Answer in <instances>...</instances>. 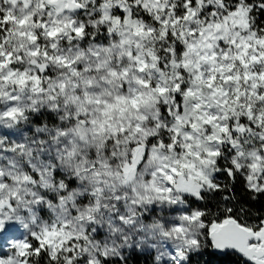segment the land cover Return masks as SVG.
<instances>
[{"label": "snow or ice", "instance_id": "obj_1", "mask_svg": "<svg viewBox=\"0 0 264 264\" xmlns=\"http://www.w3.org/2000/svg\"><path fill=\"white\" fill-rule=\"evenodd\" d=\"M237 183L264 197V0H0V264H264Z\"/></svg>", "mask_w": 264, "mask_h": 264}, {"label": "trees", "instance_id": "obj_2", "mask_svg": "<svg viewBox=\"0 0 264 264\" xmlns=\"http://www.w3.org/2000/svg\"><path fill=\"white\" fill-rule=\"evenodd\" d=\"M235 191L247 203L252 212L264 214V197L255 201L250 200L248 194L244 192L242 183H237ZM128 264H153V257L134 252L130 255ZM199 264H232V258L217 255L209 248L199 260Z\"/></svg>", "mask_w": 264, "mask_h": 264}, {"label": "rangeland", "instance_id": "obj_3", "mask_svg": "<svg viewBox=\"0 0 264 264\" xmlns=\"http://www.w3.org/2000/svg\"><path fill=\"white\" fill-rule=\"evenodd\" d=\"M222 179H226V178H223ZM208 249L204 250L203 252L199 253V254H195L192 256V259H191V264H199V260L203 257L204 253L207 251ZM144 255H149V256H152L154 254L152 253H143Z\"/></svg>", "mask_w": 264, "mask_h": 264}, {"label": "water", "instance_id": "obj_4", "mask_svg": "<svg viewBox=\"0 0 264 264\" xmlns=\"http://www.w3.org/2000/svg\"><path fill=\"white\" fill-rule=\"evenodd\" d=\"M213 251V250H212ZM214 252V251H213ZM215 254H217V255H220V254H218V253H216V252H214ZM221 256V255H220Z\"/></svg>", "mask_w": 264, "mask_h": 264}]
</instances>
